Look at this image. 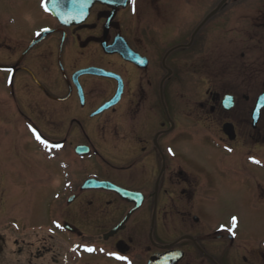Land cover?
<instances>
[{"label":"flooded vegetation","instance_id":"obj_1","mask_svg":"<svg viewBox=\"0 0 264 264\" xmlns=\"http://www.w3.org/2000/svg\"><path fill=\"white\" fill-rule=\"evenodd\" d=\"M17 1L45 22L50 18L39 9L40 0H0V145L5 146L0 148V183L21 181L28 172L21 162L6 158L5 150L16 147L20 136L34 146L33 128L60 144L64 158L46 160V167L50 164L58 174L55 184L27 190L25 222L20 206L9 208L10 220L5 221L0 186V264H264L260 179L253 177L257 190L237 200L244 214L233 209L227 213L223 192L209 176V157L195 153L200 141L209 149L210 130L216 131L223 146L219 151L225 154L235 143L257 139L258 133L247 129V103L251 88L264 87V0L249 5L233 22L219 16L217 28L235 26L218 30L223 37L212 39L209 18L199 27L206 15L196 16L198 0H130L125 9L139 23L140 43L134 41L136 35L126 39L113 20L121 8L114 9L105 34L103 23L100 37L90 35L104 55L102 45L115 41L107 56L123 67L117 71L96 65L70 69L69 52L81 49L79 34L70 30H82L86 22L62 29L47 22L44 26L54 31L42 44L45 37L35 43L34 33L28 40L10 30L14 20L4 23L1 14L5 5ZM143 3L149 9L146 15H141ZM94 7L104 8L95 17L105 22L111 8L99 3ZM113 28L115 33L108 36ZM228 33L235 36L225 39ZM53 37L52 47H44ZM49 54L55 80L39 78L35 71L38 65L49 70ZM89 66L112 76L80 75L79 91L71 76ZM101 81L109 85L102 88ZM199 86L204 87L200 96ZM224 95L232 97L229 110L221 106ZM110 99L107 110L94 114ZM226 122L233 125L232 141L222 132ZM40 126L65 128L67 133L50 138ZM80 146H87L88 153L79 154ZM30 171L36 174L37 168ZM51 173L49 169L45 177ZM89 178L95 179L94 188L85 187ZM51 185L56 204L48 197ZM232 216L237 217L234 236L220 227L229 225ZM85 245L94 251H86Z\"/></svg>","mask_w":264,"mask_h":264},{"label":"rangeland","instance_id":"obj_2","mask_svg":"<svg viewBox=\"0 0 264 264\" xmlns=\"http://www.w3.org/2000/svg\"><path fill=\"white\" fill-rule=\"evenodd\" d=\"M221 0H198L197 7H196V16L198 19L208 14L215 6L218 4ZM257 0H229L222 11L215 14L214 17H212L210 23V27L212 28L209 31V39L215 38V37H221L222 35L218 32V30H228L230 31L232 29V26H235V23H228L223 24L224 27L217 28L219 21V16H229L228 19L230 22H233L236 19V16L238 14H246L249 9V5L255 4ZM8 3H12V1H9ZM23 1H17L12 4V7L9 5L4 6V10L1 14V21L6 23L8 18H12L15 22V24L9 26V29L12 31H16V34L19 33L20 37L26 38V39H32L33 33L35 31H38L41 29L47 22H49V25L52 24L55 27H57L55 21H53L51 18H48V21L45 22L42 16H40L36 11L33 10V8L29 7L28 5H23ZM143 9H141V15H146L149 13V9L146 6V4L143 3ZM104 8L101 7H94L91 11V16L86 21L87 26L81 29H72L70 30L73 34H79V45L81 49L75 48L69 52V61L67 62L70 66V69H75L77 67H83L86 65H96V66H102L106 69H114L117 71V69L122 70L123 67L119 65L117 60H114L115 57L113 56H107L104 55L100 48L99 43L95 41V39L91 38L90 35H95L97 37L101 36V30L102 25L104 23V18L101 20H97L95 17V14L97 10H102ZM252 10V9H251ZM140 13V12H139ZM128 17H131L128 15L127 9L121 8V10L118 11L117 16L113 19L117 22L118 27L121 29L123 34L125 35L126 39L129 37H133V35H136L138 38H134V41L136 43H140V38H142V32H140L139 23H135L134 19H129ZM3 23V24H4ZM8 26V24H7ZM214 28H213V27ZM238 27L233 28L236 30ZM109 30L108 36H112L116 30ZM49 35V34H47ZM235 36V34L228 33L225 34V39L229 38L231 36ZM43 36V35H42ZM54 37H58L57 35H54ZM54 37L48 41V44H45L44 47L51 48L52 42L54 40ZM223 37V36H222ZM49 36H45L44 40L41 42V44L47 40ZM62 35L59 36V40H61ZM38 39V38H36ZM33 38V40H36ZM41 39V38H40ZM38 39V40H40ZM36 40V41H38ZM73 40V39H71ZM32 43V41L30 42ZM210 47V45H208ZM50 50V49H49ZM76 52V53H75ZM210 52V49H209ZM239 53V52H238ZM238 55V54H237ZM254 53H251L250 56L253 57ZM239 56V55H238ZM48 61L46 63L48 64L49 70L47 72L43 71L42 67L40 65L37 66L36 72L39 75V78H45V79H51L55 80L56 75L54 74L53 66H49L53 63L54 58L49 54L48 55ZM32 62L38 63L35 59ZM41 64L44 63V61H40ZM218 66V65H217ZM66 69V66L64 67ZM90 81L89 79H86L85 82ZM100 85L102 88L107 87L109 84H107L105 81H101ZM101 88V91H102ZM204 87L199 86L198 87V96L202 94ZM210 89V87H209ZM211 89H213L211 87ZM264 87H253L251 88L250 92V99L247 103V129H250V120H249V112L251 109V106L254 101V98L256 97V94L260 93ZM24 92H21V97H25L23 95ZM0 94H3L0 89ZM110 92L108 91L107 95L103 98H107L109 96ZM40 100V98H39ZM41 101V100H40ZM0 106H1V99H0ZM258 129L252 130L253 134L258 133L255 135L257 138L255 139H249L248 138L242 143L233 144L234 149H230L231 153L233 154H225L223 151H219V146L217 145V140L215 139V135H217L216 131L210 130L209 131V149L208 145L205 142L200 141L199 143L202 145H199V147H196V155L198 158H208L209 157V166H213L209 168V176L211 180L216 182L219 185L218 190L220 192H223V196L225 197L223 201V207L225 208V211L228 213L230 211L236 210L241 211L244 214V207L243 205L239 204L238 198L239 196H248V194L254 190H257L256 184L253 182V177H258L260 179V191L262 194V197H264V109L261 111L260 120L258 123ZM62 127V125H60ZM42 133L50 138H62L66 135L67 131L62 129H54L49 128L46 126H40ZM251 130V129H250ZM215 134V135H214ZM247 136V132H246ZM18 137V136H17ZM22 140L16 139L14 141V145L17 144L16 147L12 146L11 148H8L5 150L6 158H13L10 160H13L15 162H21L22 166L27 169V173L22 174V180L21 181H11V180H4L2 183H0V186L3 188V191L5 192L4 195V205L3 207L6 209L4 218L5 221H9L8 213L10 212L8 209H14L15 207H21V217L22 220L25 222L26 219H28V215L26 218V214L28 213V210L26 209L29 204V198L27 195V190L29 193L30 187H33L35 184L37 185V190L39 191L40 188H43L42 186L49 185V184H55L57 179L56 176L58 174L55 172V170L50 166L46 167L48 161L45 160L44 154L42 150L38 149L39 147L32 146L31 144L25 142L23 136H20ZM1 141V140H0ZM1 149H4V145H0ZM20 150H19V149ZM58 155V154H57ZM58 158H64L62 154L58 155ZM18 160H16V159ZM239 159H242L243 164L242 166H238L240 161ZM258 161L260 165H257L256 162L254 164V161ZM230 161H236L234 164H231ZM252 161L253 163H249ZM36 167L37 173L33 174L30 169ZM51 170V177L46 176L45 174L48 172V170ZM55 173V174H53ZM32 174V177L30 176ZM53 174V175H52ZM257 179V180H258ZM15 188L14 192L11 193V190ZM49 191L48 197L54 191L53 185L47 186ZM53 190V191H52ZM16 196H11V194L16 193ZM234 193V194H233ZM44 195V189L42 192H38L37 196V202L41 203V199H43ZM47 197V198H48ZM51 200H54V204H56L55 199L53 197ZM238 200V201H237ZM233 209V210H232ZM12 212V211H11ZM264 206L262 205L261 210V230H260V239H264Z\"/></svg>","mask_w":264,"mask_h":264},{"label":"water","instance_id":"obj_3","mask_svg":"<svg viewBox=\"0 0 264 264\" xmlns=\"http://www.w3.org/2000/svg\"><path fill=\"white\" fill-rule=\"evenodd\" d=\"M95 1L106 3L112 6H119V5H124L126 0H47L44 6L46 10H48L55 18H57L60 24L62 23V25L70 26L83 21L88 14L89 8ZM94 70L95 69H86L82 71V73H84L85 71L88 72ZM110 104L111 103L109 102L105 103V105L102 108H100V110L108 107ZM229 104L226 105L224 102L226 109L230 108ZM263 105H264V92L258 97L256 106L253 109V112L251 113L252 126H255L256 122L258 121L259 118L258 113H260V109L261 107H263ZM223 131L226 135L229 136L230 139L234 138L232 125L224 124Z\"/></svg>","mask_w":264,"mask_h":264},{"label":"snow or ice","instance_id":"obj_4","mask_svg":"<svg viewBox=\"0 0 264 264\" xmlns=\"http://www.w3.org/2000/svg\"><path fill=\"white\" fill-rule=\"evenodd\" d=\"M132 2L134 4V0H132ZM43 31H47V29H45ZM36 35L39 36L40 35V32H37ZM6 71H8V72L11 73L13 70L9 68V69H6ZM29 127L31 128V125ZM32 131H33V134L36 136V139L37 140H39L42 144H44L45 147H48L49 146L48 145V141L42 139L41 136H40V134L38 132H36V130L34 128L32 129ZM53 146L54 147H60L59 144H56V145H53ZM169 151H171V150H169ZM255 162L256 163H259L258 161H255ZM57 226L59 227V225H57ZM220 227H221V229L228 231L231 235L234 236L235 235L234 229L237 227V217L232 216L230 218L229 225H221ZM84 249L86 251H89V252L94 251V249H92L90 247H87L86 245L84 246ZM110 255H113V256H115L116 259H120V260H126L127 259L126 257L118 256L115 253H110ZM129 264H130V262H129Z\"/></svg>","mask_w":264,"mask_h":264}]
</instances>
